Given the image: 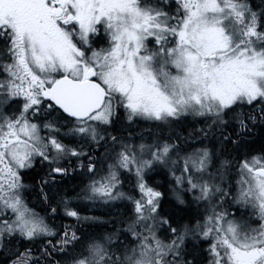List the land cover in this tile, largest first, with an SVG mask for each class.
Returning <instances> with one entry per match:
<instances>
[{
    "label": "snow or ice",
    "instance_id": "snow-or-ice-1",
    "mask_svg": "<svg viewBox=\"0 0 264 264\" xmlns=\"http://www.w3.org/2000/svg\"><path fill=\"white\" fill-rule=\"evenodd\" d=\"M0 264H264V0H0Z\"/></svg>",
    "mask_w": 264,
    "mask_h": 264
},
{
    "label": "trees",
    "instance_id": "trees-1",
    "mask_svg": "<svg viewBox=\"0 0 264 264\" xmlns=\"http://www.w3.org/2000/svg\"><path fill=\"white\" fill-rule=\"evenodd\" d=\"M72 183H73V184H75V183H76V181H72ZM205 247H206V245H205Z\"/></svg>",
    "mask_w": 264,
    "mask_h": 264
},
{
    "label": "rangeland",
    "instance_id": "rangeland-1",
    "mask_svg": "<svg viewBox=\"0 0 264 264\" xmlns=\"http://www.w3.org/2000/svg\"><path fill=\"white\" fill-rule=\"evenodd\" d=\"M88 214H92V213H88ZM95 214H99V213H95ZM253 226H255V225H253Z\"/></svg>",
    "mask_w": 264,
    "mask_h": 264
}]
</instances>
